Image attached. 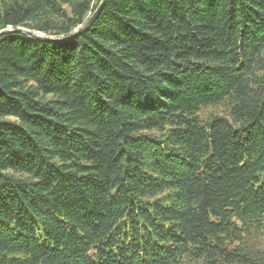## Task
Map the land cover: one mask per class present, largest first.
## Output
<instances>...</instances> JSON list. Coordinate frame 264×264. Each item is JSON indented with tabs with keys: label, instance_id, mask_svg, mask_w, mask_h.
Returning a JSON list of instances; mask_svg holds the SVG:
<instances>
[{
	"label": "trees",
	"instance_id": "1",
	"mask_svg": "<svg viewBox=\"0 0 264 264\" xmlns=\"http://www.w3.org/2000/svg\"><path fill=\"white\" fill-rule=\"evenodd\" d=\"M102 1L0 0V31ZM0 264H264V0L0 37Z\"/></svg>",
	"mask_w": 264,
	"mask_h": 264
},
{
	"label": "water",
	"instance_id": "2",
	"mask_svg": "<svg viewBox=\"0 0 264 264\" xmlns=\"http://www.w3.org/2000/svg\"><path fill=\"white\" fill-rule=\"evenodd\" d=\"M106 0H103L102 3L100 4L99 8L97 9L96 13L79 29L75 30V32L67 37H53V36H47L39 32H35L26 28H17V29H8L5 31H0V37L4 35H9V34H23L25 36L30 37L31 39L38 40V41H43V42H48V43H54V44H62L69 42L73 39H75L78 35H80L82 32L87 31L95 22L97 17L99 16L100 12L103 9V6L105 4Z\"/></svg>",
	"mask_w": 264,
	"mask_h": 264
}]
</instances>
